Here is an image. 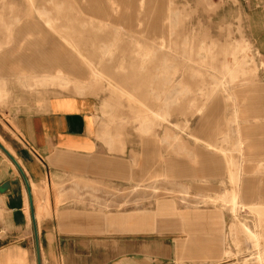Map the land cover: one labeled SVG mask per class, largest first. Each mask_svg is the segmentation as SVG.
Wrapping results in <instances>:
<instances>
[{
	"label": "rangeland",
	"instance_id": "374dc122",
	"mask_svg": "<svg viewBox=\"0 0 264 264\" xmlns=\"http://www.w3.org/2000/svg\"><path fill=\"white\" fill-rule=\"evenodd\" d=\"M262 1L0 0V117L52 96L87 100L97 139L130 175L104 185L101 200L73 203L147 211L154 223L223 210L231 261L250 264L258 218L230 203L254 178L239 123L257 121L236 111L243 88L264 81Z\"/></svg>",
	"mask_w": 264,
	"mask_h": 264
},
{
	"label": "crops",
	"instance_id": "0c3cea01",
	"mask_svg": "<svg viewBox=\"0 0 264 264\" xmlns=\"http://www.w3.org/2000/svg\"><path fill=\"white\" fill-rule=\"evenodd\" d=\"M257 16L264 60V0ZM241 95L238 119L257 121L239 123L240 147L253 160L246 168L254 178L240 179V197L233 196L230 204L239 206L241 199L255 211L259 229L250 230L261 252L250 264H264V81L243 88ZM7 117H0V144L24 176L3 152L0 264H38L35 224L42 264H237L227 250L228 213L223 210H176L175 218L154 223L147 211L105 213L73 203L101 200L104 185L130 175L126 161L106 152L97 139L87 100L52 96L45 107Z\"/></svg>",
	"mask_w": 264,
	"mask_h": 264
},
{
	"label": "water",
	"instance_id": "95a60500",
	"mask_svg": "<svg viewBox=\"0 0 264 264\" xmlns=\"http://www.w3.org/2000/svg\"><path fill=\"white\" fill-rule=\"evenodd\" d=\"M0 149L6 154V156L15 164V166L18 168V170L22 173L24 176L19 164L17 161L12 157V155L0 144ZM0 192H3V187H0ZM31 210H32V217H33V222L35 224V215H34V208L33 204L31 203ZM35 236H36V245H37V257H38V264H42L41 262V253H40V247H39V239H38V232L36 229V224H35Z\"/></svg>",
	"mask_w": 264,
	"mask_h": 264
}]
</instances>
